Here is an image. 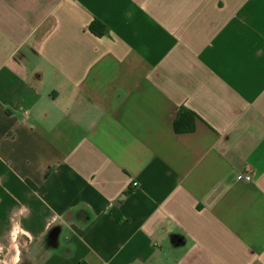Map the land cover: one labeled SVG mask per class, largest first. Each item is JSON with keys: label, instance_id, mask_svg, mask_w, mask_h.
I'll return each mask as SVG.
<instances>
[{"label": "crops", "instance_id": "1", "mask_svg": "<svg viewBox=\"0 0 264 264\" xmlns=\"http://www.w3.org/2000/svg\"><path fill=\"white\" fill-rule=\"evenodd\" d=\"M0 264H264V0H0Z\"/></svg>", "mask_w": 264, "mask_h": 264}, {"label": "trees", "instance_id": "2", "mask_svg": "<svg viewBox=\"0 0 264 264\" xmlns=\"http://www.w3.org/2000/svg\"><path fill=\"white\" fill-rule=\"evenodd\" d=\"M89 30L96 37H103L107 33L106 28L96 20L90 24ZM195 118L196 115L193 112L185 108H179L173 119L175 134L192 133L195 129Z\"/></svg>", "mask_w": 264, "mask_h": 264}, {"label": "built area", "instance_id": "3", "mask_svg": "<svg viewBox=\"0 0 264 264\" xmlns=\"http://www.w3.org/2000/svg\"><path fill=\"white\" fill-rule=\"evenodd\" d=\"M244 179H245L246 181H250L251 177H250V175H245ZM131 185H132L133 187H136V186H137V183H136V182H133Z\"/></svg>", "mask_w": 264, "mask_h": 264}]
</instances>
